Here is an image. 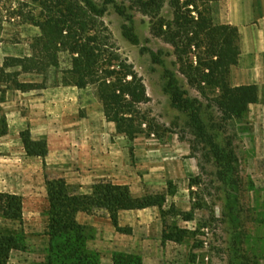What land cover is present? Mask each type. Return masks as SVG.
I'll return each instance as SVG.
<instances>
[{"label":"rangeland","instance_id":"rangeland-1","mask_svg":"<svg viewBox=\"0 0 264 264\" xmlns=\"http://www.w3.org/2000/svg\"><path fill=\"white\" fill-rule=\"evenodd\" d=\"M95 1L108 4L102 20L120 53L144 78L151 98L142 109L151 117L154 131L145 130L133 144L123 135H115L116 139L124 137L130 165L127 173L118 170L117 174L128 180L134 196H165L166 203L162 209L122 212V231L114 227L105 210L80 213L77 219L88 250L99 254L100 264H114L118 254L140 257L143 264H264V87L260 104L252 105L242 118L223 119L218 108L205 109V120L219 126L217 140L232 154L230 161L218 164L189 128L187 114L173 108L164 91L165 69L178 70L174 48L151 34L149 17L136 9L128 13L141 43L134 45L124 36L123 26L131 23L110 1L130 6V0ZM171 13L167 5L164 14ZM39 34L29 24H7L0 42V66L7 56L31 54ZM151 51L162 52L166 67L153 63ZM178 76L193 96H199L180 73ZM87 91L94 93V88ZM16 92H8L7 100ZM2 125L0 118V192L18 191L24 211L22 223L0 216V231L19 233L26 247L12 251L8 264H46L50 249L46 181L57 179L56 173L27 163L23 151L15 154L18 162L2 151L6 135ZM19 170L21 174H15ZM15 177H20L17 182ZM101 182L109 180L102 178L93 187ZM70 187L80 195L93 192L92 187L89 194L82 193L78 182ZM188 214H192L191 220L186 219ZM173 233L179 236L168 238Z\"/></svg>","mask_w":264,"mask_h":264},{"label":"trees","instance_id":"trees-1","mask_svg":"<svg viewBox=\"0 0 264 264\" xmlns=\"http://www.w3.org/2000/svg\"><path fill=\"white\" fill-rule=\"evenodd\" d=\"M217 1L220 0H130V6L110 2L121 16L129 19L131 24L123 26V34L132 44L141 43L128 13L136 9L149 17L151 34L174 48L178 70L165 69L164 91L172 107L187 114L189 128L222 165L232 154L228 155L217 140L219 126L205 120L204 111L216 107L223 119L242 118L252 104L260 102V89L255 84H231V71L241 54V37L236 26L215 22L213 3ZM107 5L95 0H0V42L7 24H29L40 31L31 54L7 56L0 66L2 133L8 128L3 108L8 92L60 86L93 87L106 119L115 123L117 133L129 143L133 144L145 130L154 131L151 117L142 109L151 101L144 78L120 53L102 20ZM167 5L171 16L164 14ZM151 55L154 64L166 67L161 51H151ZM179 73L199 96L191 94ZM23 76L31 78L22 79ZM21 138L28 156H48L46 138L34 139L30 130L22 131ZM46 184L50 202L46 264H100L99 254L88 250L77 219L80 213L105 210L114 227L122 231V211L162 209L166 203L165 196L137 197L128 185L110 181L96 184L89 196L72 192L65 178L47 179ZM23 211L22 196L0 192V216L22 223ZM186 219L191 220L192 214ZM18 234L0 231V264H8L12 251L26 248L24 237ZM113 260L114 264H143L140 257L127 254H118Z\"/></svg>","mask_w":264,"mask_h":264},{"label":"crops","instance_id":"crops-1","mask_svg":"<svg viewBox=\"0 0 264 264\" xmlns=\"http://www.w3.org/2000/svg\"><path fill=\"white\" fill-rule=\"evenodd\" d=\"M213 15L217 24L236 26L240 32L241 54L238 65L232 68L231 84L258 85L261 100L264 0H220L213 3ZM87 90L89 87L62 86L17 91L3 105L8 129L1 141V150L17 162L20 159H16L15 154L23 151L24 161L34 164L36 169L41 166L43 172L54 171L56 178H65L70 186L78 182L82 193L89 194L102 178L114 184L129 185L127 179L117 174L118 170L127 173L130 168L124 137L116 139L115 123L106 119L102 103ZM25 130H30L34 139L48 140L50 151L45 159L26 154L21 138ZM17 173L21 174L20 170L15 171ZM18 178L15 177V182ZM4 189L10 190L6 186ZM9 192L18 194L15 190Z\"/></svg>","mask_w":264,"mask_h":264}]
</instances>
